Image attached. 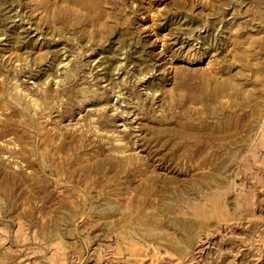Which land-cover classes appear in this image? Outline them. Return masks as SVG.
<instances>
[{
  "label": "rangeland",
  "instance_id": "obj_1",
  "mask_svg": "<svg viewBox=\"0 0 264 264\" xmlns=\"http://www.w3.org/2000/svg\"><path fill=\"white\" fill-rule=\"evenodd\" d=\"M0 264H264V0H0Z\"/></svg>",
  "mask_w": 264,
  "mask_h": 264
},
{
  "label": "bare ground",
  "instance_id": "obj_2",
  "mask_svg": "<svg viewBox=\"0 0 264 264\" xmlns=\"http://www.w3.org/2000/svg\"><path fill=\"white\" fill-rule=\"evenodd\" d=\"M2 24H3V23H2ZM167 24H168V23H167ZM152 27H153V26H152ZM168 27H169V26H168ZM168 27H167V28H168ZM167 28H166V29H167ZM170 28H172V27H170ZM167 31H168V30H167ZM170 31H171V30H170ZM171 34H172V33H171ZM167 35H168V34H167ZM165 43H166V42H165ZM163 44H164V43H163ZM164 45H165V44H164ZM172 45H173V42H170V41H169V42L167 43V47H166L167 50L171 51V49H172ZM163 47H164V46H163ZM179 47H180V46H179ZM215 47H216V46H215ZM215 49H216V48H215ZM176 50H177V49H176ZM171 55H172V57L175 58V59L185 60L186 62H187L188 60H189V62H190V61H192V60H194V59H195V60L198 59L197 57H193L192 60H191V58H188V59H187V58L184 57V55H181L179 52H175V51H172V52H171ZM200 56H201V55H200ZM183 57H184V58H183ZM156 62H157V61H156ZM209 75H210V74H209ZM213 77H214V74H212V77L210 76L209 78L212 80ZM213 80L216 81L214 78H213ZM228 81H229V80H228ZM223 82H224V81H223ZM214 83H215L214 85H215L216 90L218 89V92H217L216 96H217V95L220 96V94L225 93V91L229 88L227 82H226V83L224 82L225 84H222L221 86H220V84H218V82H214ZM216 83H217V84H216ZM212 85H213V84H212ZM209 88H210V87H209ZM206 89H207V85H204V87H203L202 90H203V91H207ZM212 89H214V87H213ZM212 89H211V90H212ZM212 91H214V90H212ZM212 91H210V92L212 93ZM199 94H200V93H199ZM214 94H215V93H214ZM201 95H202V93H201ZM209 95H210V94H209ZM202 96H203V95H202ZM204 96H205V94H204ZM197 98H198L197 95H195V96H194V99H197ZM122 120H123V119H122ZM233 121H234V120H233ZM233 121H232V122H233ZM241 124H242V123H241ZM241 124H240V125H241ZM225 125H227V124H225ZM124 126H125V125H124ZM120 127H121V126H120ZM179 127H180V126H179ZM121 128H122V127H121ZM233 128H234V127H233ZM228 129H229V128H228ZM234 129H235V128H234ZM214 130H215V129H214ZM223 130H224V129H223ZM221 131H222V130H221ZM214 132L216 133V131H214ZM193 133L197 135V133H195L194 131H193ZM218 133H220V132H218ZM222 133H227V131H226V132H222ZM228 133H229V130H228ZM211 134H212V133H211ZM212 135H213V134H212ZM220 135H221V134H220ZM197 136H198V135H197ZM215 136L217 137V135H215ZM222 136H223V135H222ZM222 136H221V137H222ZM193 137H194V135H193ZM218 137H219V135H218ZM214 138H215V137H214ZM222 138H223V137H222ZM225 138H227L226 135H225ZM241 138H242V137H241ZM191 139H192V138H191ZM216 157H217V156H216ZM145 189H146V188H145Z\"/></svg>",
  "mask_w": 264,
  "mask_h": 264
}]
</instances>
